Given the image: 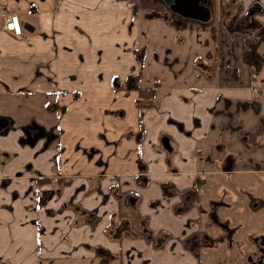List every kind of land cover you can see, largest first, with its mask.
<instances>
[{"label": "crops", "instance_id": "obj_1", "mask_svg": "<svg viewBox=\"0 0 264 264\" xmlns=\"http://www.w3.org/2000/svg\"><path fill=\"white\" fill-rule=\"evenodd\" d=\"M230 1L238 26L210 24L211 10L201 25H174L134 0H0L1 259H93L99 245L109 263L198 264L187 239H201L206 166L236 153V128L264 121V0ZM7 13L19 35L3 28ZM132 85H154L156 105L138 108ZM260 135L245 151L264 166ZM120 192L168 234L161 246L105 232L125 226ZM183 197L192 203L175 213Z\"/></svg>", "mask_w": 264, "mask_h": 264}, {"label": "rangeland", "instance_id": "obj_2", "mask_svg": "<svg viewBox=\"0 0 264 264\" xmlns=\"http://www.w3.org/2000/svg\"><path fill=\"white\" fill-rule=\"evenodd\" d=\"M150 1L158 8V16L164 17L174 25L177 22L180 25L197 23L195 20L181 18L172 13L162 0ZM206 3L211 10L210 24L215 25L217 21L220 25L238 26L236 23L238 16L235 15L237 10L233 8L232 1H220L218 4L217 0H206ZM248 137V135H244V142L226 145L228 149L233 148L236 153L225 155L223 159L211 158L210 164L206 166L209 172L202 175L203 183L197 189L196 202L193 200L200 209L198 227L201 239L198 241L195 236L187 239L191 245L199 244V246H193L194 257H197L198 264H246L247 254L245 255V253L251 249L253 238L259 234L264 235V171H260L264 166L255 165L248 155L249 151H245L246 146L251 144ZM256 141L259 145L262 144L261 135L255 136ZM222 146L225 147V144ZM233 150L231 152H234ZM169 190L162 186V193L166 196L172 192H178L177 194L181 195L180 190L172 186H169ZM123 197L120 192L121 208L124 213L126 212L124 215L126 229L128 232H135L136 228L137 236L147 241L151 235L158 231L153 232L147 225L146 217L139 214L136 207L126 205ZM185 204L186 201H183L179 206L182 208ZM0 229H3L1 224ZM111 229L108 224L105 232ZM25 230L24 227L16 228L19 235ZM165 239L166 235L161 231L155 237L154 242H163ZM96 248H99V245ZM102 249L110 255L111 252H108L110 251L108 248L102 246ZM92 250H94L93 247ZM1 263L18 264L12 262L8 257L0 258ZM34 264L115 263L106 261L104 254L93 259L74 256L38 257ZM141 264H145V262ZM262 264H264V260Z\"/></svg>", "mask_w": 264, "mask_h": 264}, {"label": "trees", "instance_id": "obj_3", "mask_svg": "<svg viewBox=\"0 0 264 264\" xmlns=\"http://www.w3.org/2000/svg\"><path fill=\"white\" fill-rule=\"evenodd\" d=\"M134 1H135V6L133 7V10L136 9V7L143 8L146 11V16L147 17H153V16H158L159 15L158 8H156L154 6L155 4L152 3L150 0H134ZM152 10H153V12H152ZM156 11H158V12H156ZM196 22L199 23V21H196ZM132 87H135L137 89V99H136L135 104H136V106L138 108L156 105V101L154 100V89H155L154 85L150 86V87H145V88L137 87L136 85H132ZM234 103H236V102H234ZM229 104H227V105H229ZM227 105L225 106L224 103L220 104L217 108H215L213 110V113L215 115H219V116H221L222 114L225 115L224 113H228V109H226ZM222 117L223 116H221V118ZM219 129L222 130V131L228 130L227 123L225 121L221 120L220 125H219ZM236 130H239V131H237V133L248 135L249 136L248 140L250 141L251 145L255 146V145H258V142L257 141L255 142V136L260 135L264 131V121H258L256 126L253 127L252 129H249V130H243V129L239 128V127L236 128ZM39 181H41V180H39ZM163 187L165 189H167L168 191H170L169 190V186L163 185ZM182 191L185 192V190H182ZM181 200L186 201V198L183 197ZM156 202H157V200H153L150 203L151 204H155ZM191 203H192V201H186V204L184 205V207L177 208L175 206L173 211L175 213H179L180 211H184L185 209H187L191 205ZM121 211H122V209H121ZM119 225H120L119 222H117L116 224H109L110 229L112 227L114 228V229H111V230H107V234L111 238H114L115 240H118L124 233L127 234V235L137 236L138 231L136 230V228H135V232L134 231L133 232H128V230L126 229L125 226L123 228H121L122 226L119 227ZM159 233H161V231H158L157 233L151 235L147 239V242H151L153 247H159L162 244V241L154 242L155 237H157V235ZM163 234H165L166 237H168V234H166L164 232H163ZM96 247L97 246L93 247V249H94L93 251H95V254L97 256L100 257L101 255L106 254V252L102 249L101 246H99V248H96Z\"/></svg>", "mask_w": 264, "mask_h": 264}, {"label": "water", "instance_id": "obj_4", "mask_svg": "<svg viewBox=\"0 0 264 264\" xmlns=\"http://www.w3.org/2000/svg\"><path fill=\"white\" fill-rule=\"evenodd\" d=\"M167 8L180 17L205 22L210 19V9L206 0H162ZM8 264V263H1Z\"/></svg>", "mask_w": 264, "mask_h": 264}, {"label": "flooded vegetation", "instance_id": "obj_5", "mask_svg": "<svg viewBox=\"0 0 264 264\" xmlns=\"http://www.w3.org/2000/svg\"><path fill=\"white\" fill-rule=\"evenodd\" d=\"M246 254V264H262L264 260V235L259 234L253 238V245L251 249L245 253V255Z\"/></svg>", "mask_w": 264, "mask_h": 264}, {"label": "built area", "instance_id": "obj_6", "mask_svg": "<svg viewBox=\"0 0 264 264\" xmlns=\"http://www.w3.org/2000/svg\"><path fill=\"white\" fill-rule=\"evenodd\" d=\"M2 24L4 29L11 31L14 35H19L21 32V28L16 14H3Z\"/></svg>", "mask_w": 264, "mask_h": 264}]
</instances>
